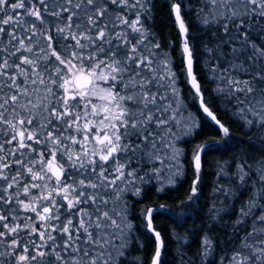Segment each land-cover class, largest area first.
I'll return each instance as SVG.
<instances>
[{
	"label": "snow or ice",
	"instance_id": "1",
	"mask_svg": "<svg viewBox=\"0 0 264 264\" xmlns=\"http://www.w3.org/2000/svg\"><path fill=\"white\" fill-rule=\"evenodd\" d=\"M165 6L202 112L230 136L194 74L189 14L208 37L203 67L217 100L264 143V0ZM154 10V0H0V264H124L134 240L143 249L127 197H140L145 178L164 172L175 187L179 142L199 127L185 116L170 53L147 23ZM218 151L216 141L194 147L188 201L197 196L202 155ZM229 164H218L214 191L244 203L213 202L207 226L235 208L229 247L217 258L206 231L189 257L177 235V264H264V157L256 168L237 160L229 173ZM224 177L228 185L219 183ZM161 210L141 211L155 237L150 264H162L164 241L153 226Z\"/></svg>",
	"mask_w": 264,
	"mask_h": 264
},
{
	"label": "rangeland",
	"instance_id": "2",
	"mask_svg": "<svg viewBox=\"0 0 264 264\" xmlns=\"http://www.w3.org/2000/svg\"><path fill=\"white\" fill-rule=\"evenodd\" d=\"M165 2V0H162ZM186 22L189 24V32L190 35H194L197 38L194 41V55L202 54L203 48L202 45L205 43V40L208 39L207 35L201 31L200 26L194 20V14H189L185 17ZM153 18L150 19L147 23L149 27L152 25ZM171 37L167 38V40H171ZM196 57L194 56V59ZM176 70H174L178 76V88L183 99V103L185 106V116L193 117L197 124L199 125L198 129L193 132L191 136H184L183 139L179 142L180 147L183 150L184 155L182 156V171L183 175L177 179L175 187H172L169 184L168 180V173L164 172L160 175V178H153L151 181H147L145 178L146 183L141 185L142 193L140 197H135L129 195L127 197L128 203L131 205L133 203V217L135 218V237L143 244V249L137 247L135 240L133 241L130 250L127 253L128 259L124 261V264H134V258H140V264H150L152 254L155 249V237L151 233L147 232L144 228V224L146 221L141 215V211L147 207H151L154 209L159 208L160 205L166 206L168 204L178 205L181 201H183L187 196V190L182 188L181 179H186V183L189 184L188 188L191 185L194 166L192 161V152L196 145L202 144L205 141H216L219 145L224 143L227 137L223 136L222 132H218L217 127L214 125L213 122L210 121V118L206 117V115L202 112L199 106V98L196 94V91L191 86V82L187 76L181 75V67L182 64L179 62H175ZM197 80L200 84L201 90L204 95V99L207 101L211 109L213 110L214 114L216 115L217 119L221 121L226 127L229 128L230 133H234L240 129H248L246 127H242L243 121L237 120V118L233 115L232 106H229L228 111L224 109L223 104H221L212 89L216 87L214 83H212L208 79V74H197ZM203 113V117L200 116ZM249 130V129H248ZM251 131L257 132L255 128H252ZM235 147V146H234ZM230 149L233 150L232 147ZM232 150H228L225 156L217 157V159H212L213 152L204 154L201 157V170H200V179H205L207 176L211 181L217 180L218 173V164H224L225 162H230L228 170L232 172L235 169L236 163L234 157L235 152L233 153ZM226 179L221 182V185H227ZM163 188L164 191H158L159 188ZM171 191V192H170ZM211 191V192H210ZM207 194H205L206 202L203 204L202 209L204 210L203 219H198L197 216L193 214H189L184 218L167 215L165 211H156L153 214V226L154 228L161 233V237L164 241V248L162 249L161 254V262L162 264H177V257L174 255L176 249L178 247L176 240L174 237L177 235L182 238H186V240H181L180 247L182 248L183 252H185L189 257H191L197 250L200 249V241L203 237L204 233L207 231L208 235L212 237L214 246L217 247L216 257L218 258L219 247L221 245L220 238H224L225 244L226 240L228 239V233L223 234L221 229L223 228H231L233 222L237 218V212L235 208H233L229 212L222 211L220 213L221 219L219 223H213L211 230L208 229V224L210 223L209 217V209L212 207L213 202L217 208H227L228 205L233 204L236 207L244 203V199L241 196L238 199L234 200H227L221 193H217L213 190H210ZM223 201V204L221 203ZM195 207V205L193 204ZM132 210V207H131ZM157 214H166L162 217L165 221H168V234L173 244L171 249H167V239L166 233L162 230V225L159 222L162 218H159ZM195 217H193V216ZM222 225H227V227H222ZM137 227V228H136Z\"/></svg>",
	"mask_w": 264,
	"mask_h": 264
},
{
	"label": "trees",
	"instance_id": "3",
	"mask_svg": "<svg viewBox=\"0 0 264 264\" xmlns=\"http://www.w3.org/2000/svg\"><path fill=\"white\" fill-rule=\"evenodd\" d=\"M155 2V10L153 12V21L151 25L152 31L155 33L157 39L159 40L162 48L164 49L165 52L170 53V59L173 62V69L176 70L175 62L181 63V56H180V51H181V38L177 35L178 29L173 26V18L169 16L168 14V8L165 6V2L162 0H154ZM171 37V40H167V38ZM197 37L194 35H190V44L192 47H194V41ZM196 58L194 59V72L195 74H207L203 65H204V56L205 54H198L194 55ZM181 67V75H185L183 71V66ZM200 116H204L203 113H201ZM249 131L248 129H240L235 131L234 133H230V136L226 138L224 143H221L220 145V151L218 152H213L212 159L214 160L217 159V157H222L225 156L226 152L230 149V147L233 148V153L235 154L232 156V159L235 158V163L237 160L243 161L247 160L249 164L253 166V168H256L259 166V164L262 162V157H264V143L260 142V138L258 137L257 132L251 131V135H246L245 133ZM258 144V147L255 146ZM235 146V147H234ZM235 170V169H234ZM232 170V172L234 171ZM229 171V170H228ZM219 172V170H218ZM229 173H231L229 171ZM217 174V173H216ZM200 176V175H199ZM195 170L193 171L192 177H190V180L192 179L191 185L188 188V185L186 183V179H181L182 183V188L187 190V196L183 200L184 203H179L178 205H172L168 204L165 206L168 211H165L167 215H172L180 218H184L189 214H193L198 217V219H203V214L204 210L202 209L203 204L206 202L205 194H207L210 190H213L215 185H216V179L214 181H211L207 176H205V179L201 178L200 183H198L197 186V196L193 198L192 201H188L187 197L190 194V189L193 185V181L195 180ZM226 179V184H229V179L227 177L221 178L219 183ZM233 186H236L233 184ZM171 192V191H170ZM211 192V191H210ZM195 205V207L193 206ZM132 205V210L131 211V220L132 223L135 227V218L133 217V203ZM166 214H157L159 218L164 217ZM192 215V216H193ZM193 216V217H195ZM209 219V217H208ZM162 225V230L166 233V239H167V249H171L173 247V244L171 243V239L167 237L168 234V226L169 223L168 221H165L163 218L159 221ZM137 228V227H136ZM232 231L231 228H223L221 229V232H223L224 235L226 233H229ZM243 235V233H241ZM221 241V245L223 247H229L225 244L224 238L219 239ZM197 250L195 254H193L191 257H196ZM196 264H199V260L197 259Z\"/></svg>",
	"mask_w": 264,
	"mask_h": 264
},
{
	"label": "flooded vegetation",
	"instance_id": "4",
	"mask_svg": "<svg viewBox=\"0 0 264 264\" xmlns=\"http://www.w3.org/2000/svg\"><path fill=\"white\" fill-rule=\"evenodd\" d=\"M193 70H194V68H193ZM195 73V72H194ZM196 75V74H195Z\"/></svg>",
	"mask_w": 264,
	"mask_h": 264
},
{
	"label": "water",
	"instance_id": "5",
	"mask_svg": "<svg viewBox=\"0 0 264 264\" xmlns=\"http://www.w3.org/2000/svg\"><path fill=\"white\" fill-rule=\"evenodd\" d=\"M194 71V70H193ZM195 74V73H194Z\"/></svg>",
	"mask_w": 264,
	"mask_h": 264
}]
</instances>
